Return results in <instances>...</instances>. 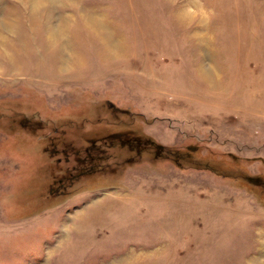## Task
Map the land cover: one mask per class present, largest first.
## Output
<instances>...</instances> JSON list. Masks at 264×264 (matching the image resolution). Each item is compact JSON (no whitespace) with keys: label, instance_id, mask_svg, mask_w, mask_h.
Here are the masks:
<instances>
[{"label":"rangeland","instance_id":"obj_1","mask_svg":"<svg viewBox=\"0 0 264 264\" xmlns=\"http://www.w3.org/2000/svg\"><path fill=\"white\" fill-rule=\"evenodd\" d=\"M0 264H264V0H0Z\"/></svg>","mask_w":264,"mask_h":264}]
</instances>
